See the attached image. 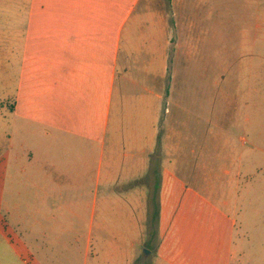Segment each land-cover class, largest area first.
<instances>
[{
    "label": "crops",
    "instance_id": "0c3cea01",
    "mask_svg": "<svg viewBox=\"0 0 264 264\" xmlns=\"http://www.w3.org/2000/svg\"><path fill=\"white\" fill-rule=\"evenodd\" d=\"M56 1L16 11L45 13ZM122 1L53 35L30 24L15 45V57L30 56L9 119L17 137L0 148V264L63 262L58 249L87 211L93 264H264V148L252 136L246 149L241 135L238 148L226 132L207 26L169 0V11L150 10L154 38H135L149 13L130 21ZM249 90L235 126L256 109ZM92 143L104 171L91 200ZM65 187L75 195L65 199Z\"/></svg>",
    "mask_w": 264,
    "mask_h": 264
},
{
    "label": "rangeland",
    "instance_id": "374dc122",
    "mask_svg": "<svg viewBox=\"0 0 264 264\" xmlns=\"http://www.w3.org/2000/svg\"><path fill=\"white\" fill-rule=\"evenodd\" d=\"M113 0H104L92 4V0H60L47 5L45 13H35L26 10L16 11L23 7L26 0H0V148L5 151L9 146V135L16 140V134L9 128V119L19 98L16 88H25V77L22 68L25 60L30 56L26 53L15 57V45L20 38L28 37L27 27L30 24L44 23L51 35L68 27H77L84 20L91 21L92 12L96 18L108 9ZM169 0H123L120 13L124 16L130 13V21L140 15H145L139 30H134V37L149 40L156 34L157 20L150 14L151 9L169 11ZM179 11L185 9L189 19L203 23L207 26L209 44L207 53L209 57V71L219 74L223 88V121L226 132H230L233 140L237 136L246 138L245 148L251 147L252 136L258 147L264 148V0H176ZM35 6V4H34ZM222 27V36L219 29V43L217 42V27ZM222 37V39H221ZM16 59L22 63L16 65ZM16 68V71H15ZM21 69V70H20ZM14 72L22 78L16 83H10V73ZM13 83V84H12ZM253 88L256 89L255 94ZM251 89V101L255 95L256 109L244 112L241 110L236 123V103L243 94ZM210 91L212 86L210 85ZM164 105H162V113ZM222 111L220 110L219 114ZM248 115L254 121V129L248 128L244 117ZM222 117V114L221 116ZM236 121V123H235ZM11 136V140H12ZM15 144V141H14ZM240 148V142H233ZM19 149L17 154H19ZM101 148L92 143V194L87 198H94V179L104 167L100 163ZM72 148L69 156H71ZM262 157L261 154H257ZM11 156V153H10ZM21 157V156H20ZM27 156H22V161ZM68 155L65 157L67 162ZM68 165V164H67ZM65 187L61 195L69 199L75 195V190ZM82 194L83 191H80ZM18 196H22L18 191ZM75 198V197H74ZM81 198H84L81 195ZM69 222H66V227ZM96 225V223H94ZM77 232H66L63 251L66 259L58 264H93L92 254H87L88 233L90 227L89 212L86 220L75 224ZM67 230V228H66ZM95 237V235H94ZM148 251L147 249L144 253ZM92 253V250H91ZM145 257L149 261L150 257ZM147 258V259H146ZM136 264H146L143 260Z\"/></svg>",
    "mask_w": 264,
    "mask_h": 264
}]
</instances>
